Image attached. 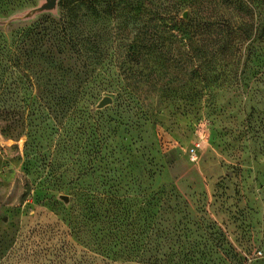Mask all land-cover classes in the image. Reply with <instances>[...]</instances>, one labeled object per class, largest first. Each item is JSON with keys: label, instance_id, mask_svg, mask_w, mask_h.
<instances>
[{"label": "rangeland", "instance_id": "obj_1", "mask_svg": "<svg viewBox=\"0 0 264 264\" xmlns=\"http://www.w3.org/2000/svg\"><path fill=\"white\" fill-rule=\"evenodd\" d=\"M74 1L0 0V264H264V0L145 2L123 30L99 4L77 60L39 40ZM162 14L206 23L195 47L235 59L200 81L127 57Z\"/></svg>", "mask_w": 264, "mask_h": 264}, {"label": "trees", "instance_id": "obj_2", "mask_svg": "<svg viewBox=\"0 0 264 264\" xmlns=\"http://www.w3.org/2000/svg\"><path fill=\"white\" fill-rule=\"evenodd\" d=\"M185 0H75L73 4H66L63 7L65 10L61 16V19L58 22L49 21L39 24V28H42L44 32L43 35L39 37V40L45 39V42H50L51 50L54 48L57 49L56 54L65 53L66 48L71 54L76 57V60L80 57H83L84 53L90 52L93 50H97L95 45L99 39V36H96L95 32L92 29L85 28V22L83 18L93 17L96 15V8L99 4H102L107 8L109 14H111L113 20L114 19H122L120 22V26L125 29L129 23L134 22L133 16H129L130 14L124 13L125 8L133 9H141L142 4L145 2L148 3L150 7L153 8L152 12L157 10V8H161L163 12H176L181 6L184 5ZM123 3V7L121 11H117V7ZM159 3V4H157ZM165 5H164V4ZM157 4V5H156ZM83 7L85 9L86 14L78 15L77 11L79 7ZM109 9V10H108ZM116 9V10H115ZM129 10V12H130ZM165 14V13H164ZM208 25L206 23H200L195 19H191L186 16L185 19H179L178 17H173L166 20V17L162 15L158 16V19L148 21V26H142L138 28L137 33L134 35L138 38V41L134 43L142 44L140 49H136L135 46H129L127 51L125 52L127 57H130L134 61H138L139 59H143L145 57H151L157 59L158 61H163L167 63L168 66L178 67L180 70L185 68L184 63L187 62L191 64L194 70L190 75V79H196L200 81H205L207 76L202 72V68L208 63H215L219 61H233L235 59L234 53H225V52H209L203 48H196L195 45L200 44L199 47H202L205 44V39L202 36H198V28H207ZM38 28L23 31L18 35L17 41L21 44L23 41H27L33 35V31ZM202 34V33H201ZM200 34V35H201ZM170 47V48H169ZM182 51L186 48L188 51L181 53L184 57L179 55L178 58L172 56V49ZM50 50L49 55L52 54ZM96 52V51H95ZM95 52L93 54H95ZM228 55V58H226ZM166 81H164L163 86L173 85L178 79L177 76H173L171 74H167ZM165 79V78H163ZM74 78H70L67 80L64 89L68 90V92L75 86L73 83ZM127 88H132L129 90L128 95H136L138 92L137 86L126 85ZM168 91V88L162 87L160 92ZM134 93V94H131Z\"/></svg>", "mask_w": 264, "mask_h": 264}, {"label": "water", "instance_id": "obj_3", "mask_svg": "<svg viewBox=\"0 0 264 264\" xmlns=\"http://www.w3.org/2000/svg\"><path fill=\"white\" fill-rule=\"evenodd\" d=\"M111 102L110 98H104L103 100H101V102L99 103V108L105 106L106 104H109Z\"/></svg>", "mask_w": 264, "mask_h": 264}]
</instances>
